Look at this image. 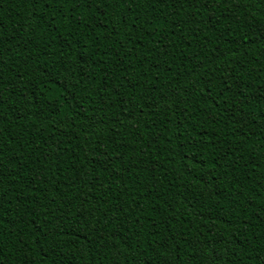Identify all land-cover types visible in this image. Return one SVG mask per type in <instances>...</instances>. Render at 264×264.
<instances>
[{
    "label": "trees",
    "instance_id": "1",
    "mask_svg": "<svg viewBox=\"0 0 264 264\" xmlns=\"http://www.w3.org/2000/svg\"><path fill=\"white\" fill-rule=\"evenodd\" d=\"M0 264H264V0H0Z\"/></svg>",
    "mask_w": 264,
    "mask_h": 264
}]
</instances>
